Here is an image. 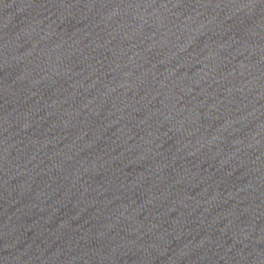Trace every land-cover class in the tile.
<instances>
[{
	"label": "water",
	"instance_id": "1",
	"mask_svg": "<svg viewBox=\"0 0 264 264\" xmlns=\"http://www.w3.org/2000/svg\"><path fill=\"white\" fill-rule=\"evenodd\" d=\"M188 264H264V217Z\"/></svg>",
	"mask_w": 264,
	"mask_h": 264
}]
</instances>
